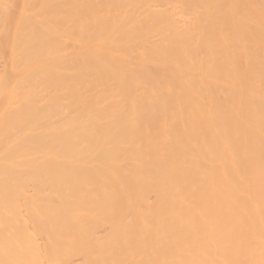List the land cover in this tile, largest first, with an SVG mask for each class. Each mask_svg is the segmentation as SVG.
Instances as JSON below:
<instances>
[{
  "label": "bare ground",
  "instance_id": "6f19581e",
  "mask_svg": "<svg viewBox=\"0 0 264 264\" xmlns=\"http://www.w3.org/2000/svg\"><path fill=\"white\" fill-rule=\"evenodd\" d=\"M0 264H264V0H0Z\"/></svg>",
  "mask_w": 264,
  "mask_h": 264
}]
</instances>
